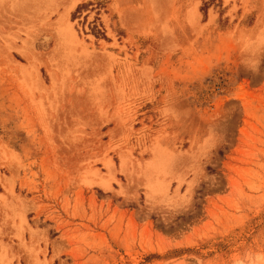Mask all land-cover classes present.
I'll list each match as a JSON object with an SVG mask.
<instances>
[{"label":"rangeland","instance_id":"374dc122","mask_svg":"<svg viewBox=\"0 0 264 264\" xmlns=\"http://www.w3.org/2000/svg\"><path fill=\"white\" fill-rule=\"evenodd\" d=\"M0 264H264V0H0Z\"/></svg>","mask_w":264,"mask_h":264}]
</instances>
